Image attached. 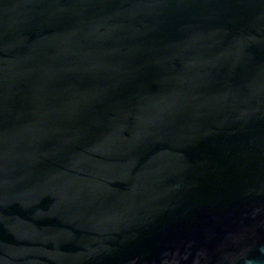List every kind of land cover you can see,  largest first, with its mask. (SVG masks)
Returning <instances> with one entry per match:
<instances>
[{
	"label": "water",
	"instance_id": "water-1",
	"mask_svg": "<svg viewBox=\"0 0 264 264\" xmlns=\"http://www.w3.org/2000/svg\"><path fill=\"white\" fill-rule=\"evenodd\" d=\"M0 264H264V0H0Z\"/></svg>",
	"mask_w": 264,
	"mask_h": 264
}]
</instances>
